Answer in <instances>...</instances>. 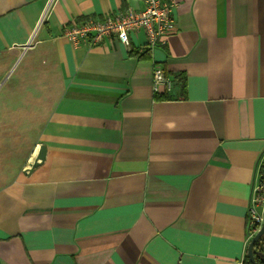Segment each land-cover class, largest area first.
I'll return each instance as SVG.
<instances>
[{
    "label": "crops",
    "instance_id": "0c3cea01",
    "mask_svg": "<svg viewBox=\"0 0 264 264\" xmlns=\"http://www.w3.org/2000/svg\"><path fill=\"white\" fill-rule=\"evenodd\" d=\"M175 2L167 45L140 61L143 30L129 47L64 36L138 2L0 0V264H244L264 0ZM156 65L171 89L154 91Z\"/></svg>",
    "mask_w": 264,
    "mask_h": 264
},
{
    "label": "built area",
    "instance_id": "2783aa9c",
    "mask_svg": "<svg viewBox=\"0 0 264 264\" xmlns=\"http://www.w3.org/2000/svg\"><path fill=\"white\" fill-rule=\"evenodd\" d=\"M140 3L141 7H128L119 13L109 14L103 19L89 18L75 23L64 31V36L78 46L84 41L93 45L101 44L107 37L117 36L126 47L131 45V34L143 30L146 34V46L151 49L166 46L168 37L176 26L173 9L175 0H128ZM155 92L171 89L172 82L166 77L162 67L156 65L153 70ZM260 169L264 176V153L260 159ZM264 222V178L253 191L248 210V235L251 239Z\"/></svg>",
    "mask_w": 264,
    "mask_h": 264
},
{
    "label": "trees",
    "instance_id": "16d2710c",
    "mask_svg": "<svg viewBox=\"0 0 264 264\" xmlns=\"http://www.w3.org/2000/svg\"><path fill=\"white\" fill-rule=\"evenodd\" d=\"M151 51H152L151 48L148 46L144 47L142 51L134 48L132 49L130 55L136 56L140 61H150L152 59ZM165 75L166 77H169V74L166 71H165ZM179 76H182V74H180ZM158 95L159 94H156L157 98H161V99L171 98V95H169V93H167L166 91H164L161 95L159 96ZM254 254L257 263L264 264V235L258 242H256L254 246ZM244 264H252V262L249 260L247 256L244 260Z\"/></svg>",
    "mask_w": 264,
    "mask_h": 264
},
{
    "label": "water",
    "instance_id": "95a60500",
    "mask_svg": "<svg viewBox=\"0 0 264 264\" xmlns=\"http://www.w3.org/2000/svg\"><path fill=\"white\" fill-rule=\"evenodd\" d=\"M45 156H46V150H45V148H42L39 155H38L37 160L29 168V173L32 172L36 167H38L42 161H44ZM263 235H264V222H263L261 228L259 229V231L251 239V241L248 245L247 257L252 262V264H258L256 261V258H255V254H254V246H255L256 242H258L262 238Z\"/></svg>",
    "mask_w": 264,
    "mask_h": 264
}]
</instances>
